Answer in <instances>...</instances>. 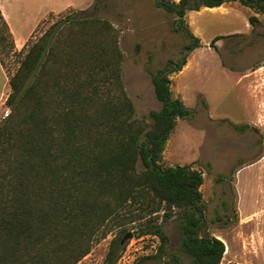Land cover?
I'll return each mask as SVG.
<instances>
[{
	"label": "trees",
	"instance_id": "16d2710c",
	"mask_svg": "<svg viewBox=\"0 0 264 264\" xmlns=\"http://www.w3.org/2000/svg\"><path fill=\"white\" fill-rule=\"evenodd\" d=\"M231 1L264 13V0L157 5L174 13L180 27L188 11ZM0 21V48L6 49L8 38L13 51L1 11ZM185 34L190 43L181 60L152 75L162 107L142 117H135L124 89L122 52L108 20L68 14L18 51L5 101L9 112L0 119V264H77L115 231L105 257L113 264L125 246L127 226L143 219L146 229L139 234L157 235L162 251L167 235L153 222L157 215L163 222L178 217L189 264H220L224 243L202 234V172L160 164L176 118L191 113L172 97L168 78L185 65L187 52L200 47L199 38Z\"/></svg>",
	"mask_w": 264,
	"mask_h": 264
},
{
	"label": "rangeland",
	"instance_id": "374dc122",
	"mask_svg": "<svg viewBox=\"0 0 264 264\" xmlns=\"http://www.w3.org/2000/svg\"><path fill=\"white\" fill-rule=\"evenodd\" d=\"M159 1L29 0L24 12L16 8L13 15L23 19L27 31L45 13L30 39L68 14L108 20L117 33L122 80L135 117L162 107L152 75L181 60L190 43L187 31L199 38L200 47L186 53L181 70L168 73L172 97L181 99L191 113L176 118L160 164L190 165L202 172V234L224 243L220 264H264V13L231 1L187 12L179 27L175 14L157 5ZM251 16L257 18L253 23ZM218 35L222 38L210 45ZM5 43L0 53L10 75L20 54L10 51L8 38ZM5 101L0 119L9 112ZM137 167H143L140 160ZM162 220L157 215L153 221L167 235L162 251L157 235L139 234L146 229L143 219L127 226L125 246L113 264H189L178 217ZM117 236L109 233L77 264H107L110 242Z\"/></svg>",
	"mask_w": 264,
	"mask_h": 264
},
{
	"label": "crops",
	"instance_id": "0c3cea01",
	"mask_svg": "<svg viewBox=\"0 0 264 264\" xmlns=\"http://www.w3.org/2000/svg\"><path fill=\"white\" fill-rule=\"evenodd\" d=\"M174 1H178V0H174ZM28 2L29 0H0V11L9 26L10 32L13 37L14 49H16L17 51L22 49V47L31 37L34 29L40 22V19L45 14V13L39 14L34 20L33 25L26 31L25 22L23 21V19L15 18L13 15V10H16L17 8V10L24 12L26 8V4H29ZM89 4L90 3H88L86 6H88ZM86 6L80 7L79 9H82ZM70 7L76 9L78 8L72 5L68 6L67 8ZM203 8H208V7H203ZM214 8H218V7H214ZM208 9H213V8H208ZM54 10H58V9H51L50 11H54ZM188 12H197V11H188ZM9 92H10L9 75L7 74V72L5 71L4 67L0 62V107L6 100Z\"/></svg>",
	"mask_w": 264,
	"mask_h": 264
},
{
	"label": "water",
	"instance_id": "95a60500",
	"mask_svg": "<svg viewBox=\"0 0 264 264\" xmlns=\"http://www.w3.org/2000/svg\"><path fill=\"white\" fill-rule=\"evenodd\" d=\"M126 237V236H125ZM123 241H124V238H123Z\"/></svg>",
	"mask_w": 264,
	"mask_h": 264
}]
</instances>
